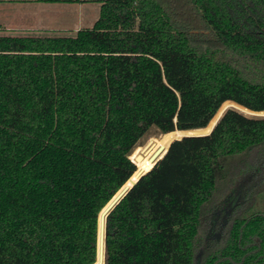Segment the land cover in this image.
<instances>
[{
  "label": "trees",
  "instance_id": "trees-1",
  "mask_svg": "<svg viewBox=\"0 0 264 264\" xmlns=\"http://www.w3.org/2000/svg\"><path fill=\"white\" fill-rule=\"evenodd\" d=\"M0 1L101 3L74 36L0 35V264H95L153 127L264 112V0ZM263 192L264 116L228 107L111 209L103 264H264Z\"/></svg>",
  "mask_w": 264,
  "mask_h": 264
},
{
  "label": "rangeland",
  "instance_id": "rangeland-1",
  "mask_svg": "<svg viewBox=\"0 0 264 264\" xmlns=\"http://www.w3.org/2000/svg\"><path fill=\"white\" fill-rule=\"evenodd\" d=\"M100 9L101 3L98 2L0 1V23L3 27L0 30V35L74 36L79 29L93 27L100 16ZM228 105L229 102L224 103L218 113L221 114ZM218 113L215 117L217 115L219 117ZM260 115H264V113H260ZM208 125L200 130L180 132L179 137L185 134L207 133L211 130ZM164 135L156 127H153L140 140L131 156L139 147L140 150L143 149L142 153L139 150V154H143L144 149L151 141L160 140ZM251 213H264V192L258 196L257 203Z\"/></svg>",
  "mask_w": 264,
  "mask_h": 264
},
{
  "label": "water",
  "instance_id": "water-1",
  "mask_svg": "<svg viewBox=\"0 0 264 264\" xmlns=\"http://www.w3.org/2000/svg\"><path fill=\"white\" fill-rule=\"evenodd\" d=\"M235 107L238 108L239 110L243 111V112H247L249 114L252 115H257V116H264V115H260V113H264V112H255L252 110H249L247 108H245L244 106L230 101L229 105L226 107ZM226 108L222 111L221 114H219V117L216 119L213 127L211 128V130L207 133L204 134H209L214 126L216 125V123L218 122V120L220 119V117L222 116L223 112L226 110ZM204 134H185L182 135L180 137H176L175 139H173L170 144L177 139H180L181 137L184 136H192V135H204ZM170 144L168 146H160L158 147V149L151 155L149 161L152 164V166L156 163V161L163 155V153L168 149V147L170 146ZM150 146V144L146 147V149ZM142 154H139V156L137 157V159L141 156ZM135 162V161H134ZM151 166V167H152ZM150 167V168H151ZM150 169L146 170V169H141L138 167L136 173L133 175V177H131L129 179V181L125 184V186L118 192V194L112 199V201L106 206V208L102 211L101 216H100V227H99V256H98V260L95 264H103L104 263V248H105V234H106V218L108 213L111 211V209L120 201V199L126 194V192L134 185L136 184V182L138 181V179L145 173H147Z\"/></svg>",
  "mask_w": 264,
  "mask_h": 264
},
{
  "label": "bare ground",
  "instance_id": "bare-ground-1",
  "mask_svg": "<svg viewBox=\"0 0 264 264\" xmlns=\"http://www.w3.org/2000/svg\"><path fill=\"white\" fill-rule=\"evenodd\" d=\"M229 103H230V101H229ZM220 111H221V109H220ZM217 117H218V115L211 120L208 127H210V128L213 127ZM202 128L191 129V130H193V131L194 130H200ZM186 131H188V130H186ZM180 132H184V131L176 130V131H173L170 133H166L163 137L161 136L162 138L160 140L155 139L156 141H151L150 146L147 149H144L143 154L137 159V157L139 156V150H140V147H139L136 150V152H134L135 154L133 156H131V159H133L135 161V163L138 165L139 168H141V169L143 168L146 170L150 169V167L152 166V164L149 161L151 155L158 149V147L168 146L173 139H175L176 137H179ZM141 150H143V149H141ZM141 153H142V151H141Z\"/></svg>",
  "mask_w": 264,
  "mask_h": 264
}]
</instances>
